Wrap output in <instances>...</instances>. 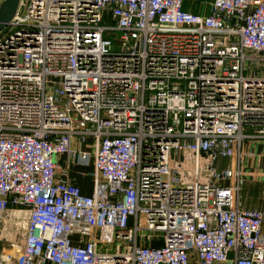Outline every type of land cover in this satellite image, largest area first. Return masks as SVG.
<instances>
[{"label": "built area", "instance_id": "1", "mask_svg": "<svg viewBox=\"0 0 264 264\" xmlns=\"http://www.w3.org/2000/svg\"><path fill=\"white\" fill-rule=\"evenodd\" d=\"M187 1L20 0L0 31V264H264V209L239 197L243 144L264 145V0ZM71 161H93L89 196Z\"/></svg>", "mask_w": 264, "mask_h": 264}, {"label": "crops", "instance_id": "2", "mask_svg": "<svg viewBox=\"0 0 264 264\" xmlns=\"http://www.w3.org/2000/svg\"><path fill=\"white\" fill-rule=\"evenodd\" d=\"M211 0H189L185 3V11L198 14L206 15L207 7ZM254 143V142H253ZM252 144L249 142L243 144L244 153V183L240 190V201L243 209H264V168L262 170H251L250 160H248V149ZM259 151L263 152V157L254 156L257 166L261 164L262 158L264 159V145L258 144L255 146ZM57 162L60 167H66V157H57ZM223 164H230V161H224ZM250 165V166H249ZM249 168V169H247ZM69 178L80 188L83 195L89 196L92 193L94 180L89 177V174L94 171L93 161L90 162L88 167H82L76 165L71 161L70 166L67 168ZM243 188H246V196H242L241 192ZM264 235V226H263Z\"/></svg>", "mask_w": 264, "mask_h": 264}, {"label": "rangeland", "instance_id": "3", "mask_svg": "<svg viewBox=\"0 0 264 264\" xmlns=\"http://www.w3.org/2000/svg\"><path fill=\"white\" fill-rule=\"evenodd\" d=\"M247 142H249V141H247ZM247 142H245V143H247ZM249 144H252L250 147H249V149H248V152H247V154H248V160H250V162H251V166H250V168H251V170H258V169H260V170H262L263 168H264V159L262 158V161H261V164L259 165V166H257V163H256V160L254 161V156H261L262 155V157H263V152L262 151H259L255 146H257L258 144L260 145V144H262V142H249ZM263 145V144H262ZM247 169H249V168H247ZM245 193L247 194V192H246V188H243V191L241 192V195L242 196H246L245 195ZM15 227H11L9 230L11 231V238H10V240H11V242L15 245V246H17V247H20L21 246V244H22V239H21V236H20V230H15L14 229ZM74 239H76V238H74ZM10 245V244H9ZM2 248H4L5 250H7V251H9V250H11V248L10 247H8V246H2V244L0 245V250L2 249ZM14 249H16V248H14ZM14 249H12L11 251H10V253H12V254H14L15 252H16V250H14Z\"/></svg>", "mask_w": 264, "mask_h": 264}, {"label": "water", "instance_id": "4", "mask_svg": "<svg viewBox=\"0 0 264 264\" xmlns=\"http://www.w3.org/2000/svg\"><path fill=\"white\" fill-rule=\"evenodd\" d=\"M20 0H4L0 5V31L12 20Z\"/></svg>", "mask_w": 264, "mask_h": 264}, {"label": "bare ground", "instance_id": "5", "mask_svg": "<svg viewBox=\"0 0 264 264\" xmlns=\"http://www.w3.org/2000/svg\"><path fill=\"white\" fill-rule=\"evenodd\" d=\"M15 253H16V252H15ZM15 253H14V254H15Z\"/></svg>", "mask_w": 264, "mask_h": 264}]
</instances>
